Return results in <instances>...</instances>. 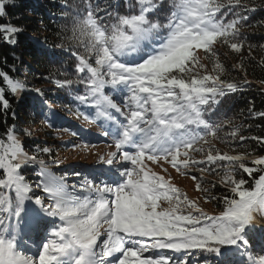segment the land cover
<instances>
[{"label":"snow or ice","instance_id":"1","mask_svg":"<svg viewBox=\"0 0 264 264\" xmlns=\"http://www.w3.org/2000/svg\"><path fill=\"white\" fill-rule=\"evenodd\" d=\"M15 6L0 0V18ZM61 9L57 40L41 51L51 65L42 79L68 101L65 109L75 105L78 120L96 125L105 150L93 153L98 145L81 137L73 148L94 154V169L74 171L69 183L53 171L63 160L51 147L30 154L17 125L5 129L0 264H264V154L252 147L264 149V136L245 135L252 124L223 111L254 83L249 66L264 71V44L242 32L264 27V20L249 23L264 2L62 0ZM23 31L0 24V43L17 45ZM254 51L262 53L258 60ZM255 83L264 92V78ZM49 91L0 70V116L18 119L11 97L54 127ZM246 112L245 120H264L254 105ZM169 168L193 182L196 198L172 182ZM45 218L56 223L48 228ZM46 229L44 241L30 245L39 249L34 255L21 251L22 235Z\"/></svg>","mask_w":264,"mask_h":264},{"label":"trees","instance_id":"2","mask_svg":"<svg viewBox=\"0 0 264 264\" xmlns=\"http://www.w3.org/2000/svg\"><path fill=\"white\" fill-rule=\"evenodd\" d=\"M256 2L261 3L264 2V0H256ZM15 3V7L7 8V15L0 18V24L10 22L15 26L23 27L24 31L19 34L18 43L15 46L0 43V70H4L11 77L25 81L29 86L49 89L50 91L47 93L48 99L52 105V109L58 113V115L51 121L54 127H48V121H45L43 116L33 113L31 109L26 108L23 104L17 106L15 100L9 97V99L12 100L13 106L16 108L18 119L13 121L10 114L6 118L0 116V135H3L5 129L9 125L15 123L17 125V132L21 135L25 148L30 154L38 148L51 147L53 149V156L61 160L65 158V156L61 158H59V156L63 154L65 150H72V148H70L71 150L65 149L64 142L67 144L70 143L69 145L73 146L72 140L77 139L81 141V137H85L83 138L84 141L89 140L97 143L98 146L101 144L104 146L103 138L97 135L98 129L96 125H91L95 127L94 130H92L90 124L85 123L83 120H78L74 114L75 105H72V111L65 109L63 104L68 103V101L58 100L57 96L61 94L57 93L53 84L47 83L42 79L43 76L49 73L51 65L48 58L41 55V51L43 47H51L57 40V30L63 24L61 16L62 0H15ZM259 20H264V11L251 14L249 23L256 24ZM242 32L248 36L249 43L255 45L264 44V27H244ZM220 51L225 52L227 50L221 48ZM253 54L256 56L257 60L262 55L260 51H254ZM14 56L16 59H14ZM227 59L228 62L231 63L235 62L236 57L229 55ZM251 63L255 64V61ZM13 64L17 66V71L15 72L12 71L10 67ZM232 75L233 77L239 78V74L237 73H233ZM262 78H264V71L259 67L249 66L248 79L254 81V83L252 85L243 86L240 92L228 99L223 105V111H226L229 117H234L237 124L241 122L245 125L252 124V127L244 133L245 135L264 136V120L244 119L247 115L246 109L250 105H254L257 111L264 110V92H261L258 85L255 83V81ZM242 109L245 110L243 116L239 115ZM77 120L82 123L81 127L76 124L78 122ZM256 125H260V127ZM55 128H69L73 131H77L79 134L77 137H71L67 133L57 136L54 130ZM23 129L30 130L31 135H24ZM38 129H43V137L41 135H34ZM65 136L69 137L68 139L70 141L67 142V140L62 139V137ZM252 147H255L258 153L264 154V149L256 146L254 142ZM46 159L48 158L46 157ZM91 162L93 161H90V163ZM54 168L59 170L57 175L67 174L69 176V171L65 163H62L59 168L55 166ZM76 168L77 170L82 169L80 165H76L72 170L75 171ZM27 178L33 185L37 181V177L32 174L31 170L27 172ZM248 179L249 183H251V178ZM219 191H222V189ZM216 211H218V209H216ZM47 226L52 227L53 224ZM251 243L253 249L258 252L259 248L256 242L252 241ZM28 244L31 243L28 242Z\"/></svg>","mask_w":264,"mask_h":264},{"label":"rangeland","instance_id":"3","mask_svg":"<svg viewBox=\"0 0 264 264\" xmlns=\"http://www.w3.org/2000/svg\"><path fill=\"white\" fill-rule=\"evenodd\" d=\"M200 55H201V57H203V53L201 52L200 53ZM222 59H224V57H222ZM205 63H208V61H204ZM211 67V65H209V68ZM78 121V120H77ZM78 123H80L79 121L76 123L79 127H81V125H82V123H80V124H78ZM90 127H92V130H94V126H91L90 125ZM87 128V127H86ZM90 129V128H89ZM97 130V129H96ZM41 133V134H40ZM92 134V133H91ZM35 136H38V135H41L42 137L44 136V134H43V129H38L37 131H36V133L34 134ZM69 137H67V136H65V137H62V139H65V140H67V142L68 141H70L69 139H68ZM89 138V137H88ZM59 139V138H58ZM73 141V143H72V145H74V144H79V143H81V141H78L77 139H74V140H72ZM85 141H88V142H91V141H89V140H85ZM91 143H94V144H97V143H95V142H91ZM64 144H65V149H70V148H72V150L71 151H66L65 150V152L63 153V154H61L60 156H59V158H61V157H63V156H65V158H62V160H63V163H65L66 164V168H67V170L69 171L68 173H69V178H72V177H74L73 175H72V173L74 172L73 170H72V168L75 166L76 167V165H80L83 169H84V172H83V169L81 170V169H78L77 170V168H76V170L75 171H81V172H83V173H86V174H88V173H92L93 172V169H94V160H95V156H94V154H90L89 152H87V151H81L79 148H73V146H70L69 144H67L66 142H64ZM57 146V145H56ZM61 146V145H60ZM219 147H221L222 149H225V150H227V148L224 146V145H219ZM105 149H104V146H103V144H101L100 146H98L97 147V149H94L93 150V153L94 152H96V151H104ZM90 161H93V162H91L90 163ZM52 169H53V171L54 172H56V174H57V172L59 171L58 169H55L54 168V165H52ZM155 171H157V172H161V169L159 168V167H156L155 168ZM168 172H169V174L171 175V177L173 178L172 179V182L173 183H175L178 187H180L182 190H184V191H186L187 192V194L190 196V197H193V198H196L197 196H198V193H196L194 190H193V182L190 180V179H188V178H185V177H182V176H179V175H177V173L174 171V170H172L171 168H169V170H168ZM163 174V173H162ZM101 179H105V178H103L102 176L100 177ZM76 181V178H72V179H69V183H72V182H75ZM99 182V181H98ZM42 194V193H41ZM163 207H167L168 205H167V203H163V205H162ZM205 207L206 208H208L209 210H211V211H213V212H215L216 211V209H218L217 208V206L215 205V204H212V203H209V204H207V205H205ZM34 238H36V239H38L39 238V236H34ZM35 251H38L39 249H38V247L37 248H35L34 249ZM26 253H28V254H35V253H33L32 251H26Z\"/></svg>","mask_w":264,"mask_h":264}]
</instances>
